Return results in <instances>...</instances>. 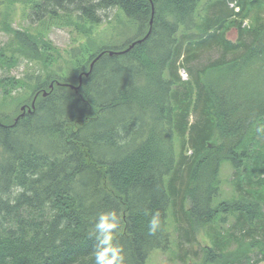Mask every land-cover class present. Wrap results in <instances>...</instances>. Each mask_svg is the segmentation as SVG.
I'll use <instances>...</instances> for the list:
<instances>
[{
	"label": "trees",
	"instance_id": "obj_1",
	"mask_svg": "<svg viewBox=\"0 0 264 264\" xmlns=\"http://www.w3.org/2000/svg\"><path fill=\"white\" fill-rule=\"evenodd\" d=\"M263 2L31 0L27 30L2 14L1 69H40L0 77V108L21 106L0 115V264H95L107 212L124 264L170 247L185 264L199 229L211 244L200 264L264 263V21L243 26ZM111 9L133 35L71 49L64 67L44 33L98 25ZM224 164L236 196L220 200Z\"/></svg>",
	"mask_w": 264,
	"mask_h": 264
},
{
	"label": "rangeland",
	"instance_id": "obj_2",
	"mask_svg": "<svg viewBox=\"0 0 264 264\" xmlns=\"http://www.w3.org/2000/svg\"><path fill=\"white\" fill-rule=\"evenodd\" d=\"M31 0H0V47L7 46L10 43L12 33L7 31L4 28V25L1 24L3 22L2 14L7 12V24L9 28L12 30L17 29H26L35 27L30 19L28 18L30 14L29 2ZM262 9L259 12H251L247 19L243 21L244 27H249L255 24L256 21L259 19L264 21V2L262 4ZM229 7H235L234 4H229ZM128 21L123 14L117 9H111L107 12L102 13V22L98 25H86L85 27L81 28L83 30H77L74 25L70 27L64 28H56L51 27L44 33V39L47 40L59 53L61 57L60 62L63 66H69L71 64L70 60V50L76 49V47L80 45H84L85 48L88 50V53L94 52L95 44L103 42H110L113 37H110L112 31H120L119 37L113 39L119 41V38L130 37L133 35L131 30L132 26L127 25ZM125 25L128 26L125 29ZM227 37L231 41H235L237 37V33L235 30H231L228 32ZM219 57L218 51H212L207 55L203 56L198 60V63L202 61L205 63L208 58L215 59ZM196 64L193 62V66ZM27 64L23 61L10 69H1L0 67V77L4 76H11L16 78L23 77L24 73L27 71L26 69H34L39 70V66L37 67H26ZM29 71V70H28ZM179 76L182 80H187L188 76L185 71V68L179 67L178 70ZM1 99V98H0ZM1 101V100H0ZM3 102V101H2ZM3 106L0 108V115L1 117H5L8 119L9 122L14 120L15 116L18 114L19 109L21 106L15 104V102L11 101L10 99L7 102H3ZM232 170L227 164H224L221 168L219 179H220V188H221V197L220 200L231 199L234 198L236 195L233 191L232 186ZM173 224L170 222V232L172 234V240H176L173 230ZM195 244L194 251L192 253H196L194 255H190L187 259L185 264H200L202 261V253L201 248L210 247V241L206 235L203 234L202 230H196L195 233ZM174 247H170V250L167 252L161 251H154L148 261L147 264H184L181 263L177 258H174ZM253 258V257H252ZM254 259V258H253ZM264 264V263H260Z\"/></svg>",
	"mask_w": 264,
	"mask_h": 264
},
{
	"label": "clouds",
	"instance_id": "obj_3",
	"mask_svg": "<svg viewBox=\"0 0 264 264\" xmlns=\"http://www.w3.org/2000/svg\"><path fill=\"white\" fill-rule=\"evenodd\" d=\"M118 227L114 212L102 213L94 225L96 230L103 231V239L96 242L94 249L95 264H124L122 249L113 243L114 232ZM161 227L159 213L152 216L148 225L149 235H154ZM98 239V238H97Z\"/></svg>",
	"mask_w": 264,
	"mask_h": 264
},
{
	"label": "water",
	"instance_id": "obj_4",
	"mask_svg": "<svg viewBox=\"0 0 264 264\" xmlns=\"http://www.w3.org/2000/svg\"><path fill=\"white\" fill-rule=\"evenodd\" d=\"M91 68V67H90ZM86 75V74H85ZM81 77H79V84H80ZM33 107V104H32ZM22 110H25V108H22ZM29 111V110H28Z\"/></svg>",
	"mask_w": 264,
	"mask_h": 264
}]
</instances>
